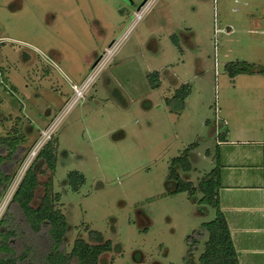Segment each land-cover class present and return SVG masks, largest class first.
Returning <instances> with one entry per match:
<instances>
[{
	"label": "rangeland",
	"instance_id": "rangeland-1",
	"mask_svg": "<svg viewBox=\"0 0 264 264\" xmlns=\"http://www.w3.org/2000/svg\"><path fill=\"white\" fill-rule=\"evenodd\" d=\"M231 61L264 65V0H0V132L28 148L0 216L54 136L69 249L94 229L114 244L102 264H201L188 236L215 209L199 189L175 191L172 165L187 152L192 170L176 169L196 187L214 169L217 109L258 89L235 83ZM184 84L180 109L167 99Z\"/></svg>",
	"mask_w": 264,
	"mask_h": 264
},
{
	"label": "trees",
	"instance_id": "trees-1",
	"mask_svg": "<svg viewBox=\"0 0 264 264\" xmlns=\"http://www.w3.org/2000/svg\"><path fill=\"white\" fill-rule=\"evenodd\" d=\"M225 67L232 78L238 74L262 72L247 61H231ZM1 75L3 73H0ZM151 75L155 76L153 87H159V72L155 71ZM189 91V86L184 84L176 89L167 102L170 104L171 101L177 100L181 109ZM25 141V135L16 128L14 132H0V206L11 186L17 167L28 151ZM58 148L59 140L54 136L47 140L25 171L0 216V264H102L103 255L114 249L112 240L94 229H89L87 239L78 237L73 247L68 248L67 234L70 224L66 214L58 206L61 194L54 191L53 183ZM179 165L184 173H190L192 170L187 152L175 158L172 165L171 178L177 181L175 191H188L193 195L195 190L199 189L202 197L198 202L215 209V218L203 222L198 230L188 236L189 259L195 256L203 243V252L199 256L201 264H240L229 225L220 205L218 168L212 169L196 187L191 180L182 178L176 169ZM47 170L51 171L52 177L43 182V195L37 200L41 179ZM75 176L76 173L70 175ZM82 181L83 176L79 175L78 183Z\"/></svg>",
	"mask_w": 264,
	"mask_h": 264
},
{
	"label": "crops",
	"instance_id": "crops-1",
	"mask_svg": "<svg viewBox=\"0 0 264 264\" xmlns=\"http://www.w3.org/2000/svg\"><path fill=\"white\" fill-rule=\"evenodd\" d=\"M248 63L262 72L238 74L234 81L246 78L258 89L234 93L217 109L215 149L205 156L219 171L220 205L240 264H264V65Z\"/></svg>",
	"mask_w": 264,
	"mask_h": 264
},
{
	"label": "built area",
	"instance_id": "built-area-1",
	"mask_svg": "<svg viewBox=\"0 0 264 264\" xmlns=\"http://www.w3.org/2000/svg\"><path fill=\"white\" fill-rule=\"evenodd\" d=\"M76 90L79 91L78 87H75V91H76ZM76 92H77V91H76ZM79 93H80V92H79ZM216 120H217L216 122L218 123V120H219V119L217 118ZM217 125H218V124H217ZM217 133L219 134L218 130H217Z\"/></svg>",
	"mask_w": 264,
	"mask_h": 264
},
{
	"label": "bare ground",
	"instance_id": "bare-ground-1",
	"mask_svg": "<svg viewBox=\"0 0 264 264\" xmlns=\"http://www.w3.org/2000/svg\"><path fill=\"white\" fill-rule=\"evenodd\" d=\"M77 91V93L79 94V95H81V93H79V91L78 90H76ZM46 136V135H45ZM35 154L36 153H34L33 155H32V158L35 156Z\"/></svg>",
	"mask_w": 264,
	"mask_h": 264
}]
</instances>
